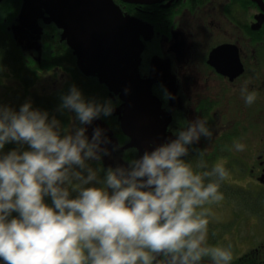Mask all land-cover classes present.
<instances>
[{"label":"clouds","instance_id":"clouds-1","mask_svg":"<svg viewBox=\"0 0 264 264\" xmlns=\"http://www.w3.org/2000/svg\"><path fill=\"white\" fill-rule=\"evenodd\" d=\"M251 85L245 78L233 89L246 106L259 98ZM159 87L164 101L175 99ZM118 102L72 84L56 108L71 114L66 124L30 99L0 103V264H233L230 243L209 242V205L225 199L229 170L198 146L215 134L208 119H183L171 138L105 167L119 145L110 151L105 130L89 136L87 127Z\"/></svg>","mask_w":264,"mask_h":264},{"label":"flooded vegetation","instance_id":"flooded-vegetation-1","mask_svg":"<svg viewBox=\"0 0 264 264\" xmlns=\"http://www.w3.org/2000/svg\"><path fill=\"white\" fill-rule=\"evenodd\" d=\"M109 1L120 15L122 33L130 28L137 39L130 66L137 76L127 70L122 73L129 80L127 95L123 90L110 91L97 75L79 70L68 43V23L53 18L47 0H0V33L11 35L7 39L15 49H22V44L11 34L12 26L20 30L22 42L26 43V36L37 39L33 49L41 45L47 53L45 63L67 68L64 71L78 78L75 85L86 97L114 102L118 98L111 116L96 119L92 125L110 126L118 144L107 131L108 147L119 145L113 154H121L122 160L139 156L149 142L155 145L171 138L170 129L183 119H208L215 134L211 141L201 138L198 146L206 151L210 165L223 159L229 170L221 188L225 199L209 205L213 212L209 242L230 243L233 264H264V0ZM90 5L91 0L77 3L85 10ZM82 20L88 27L86 18ZM245 78H251V87L259 92L252 106H246L238 91H233ZM88 80L105 90L89 88ZM161 84L175 95L174 100L161 98ZM33 102L36 108H50L41 104L44 101ZM122 114L125 131L120 126ZM237 139L247 145L245 151L232 150Z\"/></svg>","mask_w":264,"mask_h":264},{"label":"water","instance_id":"water-1","mask_svg":"<svg viewBox=\"0 0 264 264\" xmlns=\"http://www.w3.org/2000/svg\"><path fill=\"white\" fill-rule=\"evenodd\" d=\"M154 1L130 0L139 3ZM78 2L47 0V5L53 17L62 18L68 23V43L76 56L79 70L85 75H97L99 83L104 84L110 91L121 92L129 82L128 79L127 81L122 78V73L127 70L128 74L137 76L130 67L131 59L135 56L138 47L136 36L130 28L122 33L123 23L120 15L109 0H91L92 5L88 6L87 10L82 6L79 9ZM63 3H68V6H63ZM84 18L88 21V27L82 24ZM122 42L126 47L120 46ZM124 57L128 61L123 62ZM134 102L135 100L129 105ZM123 116L124 114L120 119V126L125 131Z\"/></svg>","mask_w":264,"mask_h":264},{"label":"rangeland","instance_id":"rangeland-1","mask_svg":"<svg viewBox=\"0 0 264 264\" xmlns=\"http://www.w3.org/2000/svg\"><path fill=\"white\" fill-rule=\"evenodd\" d=\"M10 31L11 34L14 36V38L22 44V49H17L21 54L20 63L21 65L26 63L28 66H31V68H28L27 70L30 78H29V82L27 83L23 82L25 85H27L26 87L21 82L19 76L22 73H20L17 69L14 68L3 67V70L0 71V103H5L12 107L18 108L20 104H22L25 100L28 99L32 101L33 107H36L33 101L37 102V104L40 101H44L45 103L41 102V104L43 106L50 107L48 109L50 114L56 115L63 123L65 124L68 123V117L71 114L70 113L61 114L56 111V108L57 105L60 103V95L61 93H63L62 91L64 90L67 91L69 86L75 84L78 78L74 79L72 76L67 75V72L64 71L67 68L62 69V67H60L58 64H53L51 62H48V64H52V65H48L47 63H45L47 53L45 52L43 53V49L41 45H39L37 49H33L34 47L32 46V42H37V39L32 38L30 36H26L25 37L26 43H24L22 42L20 30H17L14 28V26H12L10 27ZM8 36L11 37L10 34ZM42 55L43 58H41ZM65 67L67 66L65 65ZM55 70H57L59 73H56ZM92 85L98 88L97 90L100 91L101 93L103 92V90H105V87L103 85L102 88L99 85H97L94 81L92 82L91 80H88L86 86L91 88ZM119 112L120 110L116 111L117 115H119ZM98 120L100 121L101 118ZM97 126L104 129L105 132L107 131L112 132L113 142L118 144V140L115 138V134L113 130L110 128V126L107 125L101 126L97 123L93 125L91 124L89 125V127H87V134L91 136L93 128ZM109 149L111 151V148ZM113 152L114 151H111L110 156H105L103 158L102 163L105 167L108 165H114L115 163L124 162V160H122L121 154L119 155L113 154Z\"/></svg>","mask_w":264,"mask_h":264},{"label":"trees","instance_id":"trees-1","mask_svg":"<svg viewBox=\"0 0 264 264\" xmlns=\"http://www.w3.org/2000/svg\"><path fill=\"white\" fill-rule=\"evenodd\" d=\"M7 37L8 36L6 34L0 33V66L4 68L10 67L17 69L20 73H22L21 74L22 80L25 83H27L29 82V78H30L27 70L28 68H31V66H28L26 63L21 65L20 52L17 49H15L13 45L9 43ZM9 147H12V145H6L5 150H7Z\"/></svg>","mask_w":264,"mask_h":264}]
</instances>
